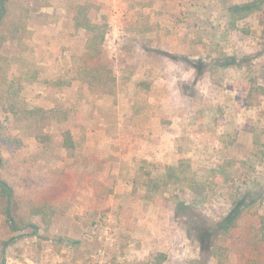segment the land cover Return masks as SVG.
I'll return each instance as SVG.
<instances>
[{
	"label": "rangeland",
	"instance_id": "1",
	"mask_svg": "<svg viewBox=\"0 0 264 264\" xmlns=\"http://www.w3.org/2000/svg\"><path fill=\"white\" fill-rule=\"evenodd\" d=\"M249 1L6 0L0 264H264V26L230 9Z\"/></svg>",
	"mask_w": 264,
	"mask_h": 264
},
{
	"label": "trees",
	"instance_id": "2",
	"mask_svg": "<svg viewBox=\"0 0 264 264\" xmlns=\"http://www.w3.org/2000/svg\"><path fill=\"white\" fill-rule=\"evenodd\" d=\"M262 1L263 0H255V1H249V2H246L243 4H234L233 6L230 7V9H231V12H233V13H238V12L243 13L242 16L252 14V13H254L255 10L259 9L261 22L263 23V26H264V8H262V6H261ZM87 9H88V7L85 3L77 7L78 16H76V23H77L78 27H86V28L89 27L88 22L80 19L81 16H82V18L87 19V15H86V14H88ZM9 11H10V9L6 7L5 14L2 17H0V26L4 22L7 14H11V13H9ZM22 27H24V24H22L21 19H20L19 23H17L16 25L14 24L13 27H11L9 29V34H7V36L4 37L3 41L0 40V47L4 43L15 42V40L18 38L19 32H20ZM258 54L264 55V27L262 29V36H261V41L259 43ZM244 57L247 59L250 58V56H248V55L244 56ZM80 68L84 69L85 71H87V69H88V73L90 76H89V78H87V80L92 85H94L93 83L95 82L96 78L100 77L102 75V73H101L102 67L101 66L97 67V66L85 65L84 67H79L77 73H81ZM65 83L67 85H72L73 82H72V79L68 78L65 80ZM11 106H12V108H14V106L18 107V104L16 102H13V104H11ZM19 112L23 113V115L26 119L33 121L35 127H39V124H40L42 119L43 120L48 119V116H46V110L42 106L24 107L22 109L18 107L14 113L18 114ZM62 136H63L62 144L65 148L72 149L75 147V140H74V136L72 134L71 129H69V128L65 129L62 132ZM37 137H42V139H44V140L49 139V137L46 135H44V136L43 135L42 136L37 135ZM2 186H3V188L7 187L6 184H2ZM34 225H36V227H38V228L40 227L39 223L38 224L34 223ZM251 226H252V229L254 231H258L262 234L261 238H263V240H261V241L264 242V219L261 218L260 224H256V225L253 224ZM7 243H9V242H6V244ZM254 245H257V247L259 248L262 244L257 242ZM160 264H162V263H160Z\"/></svg>",
	"mask_w": 264,
	"mask_h": 264
},
{
	"label": "water",
	"instance_id": "3",
	"mask_svg": "<svg viewBox=\"0 0 264 264\" xmlns=\"http://www.w3.org/2000/svg\"><path fill=\"white\" fill-rule=\"evenodd\" d=\"M6 0H0V6H1V10H0V17H2L5 12H6V6H5ZM13 226H15V224H13ZM30 224H28V226H23L21 228H19L20 230L25 229L26 227H29Z\"/></svg>",
	"mask_w": 264,
	"mask_h": 264
}]
</instances>
